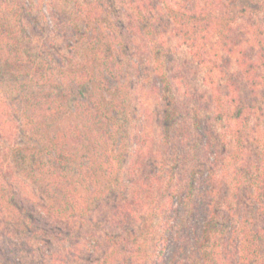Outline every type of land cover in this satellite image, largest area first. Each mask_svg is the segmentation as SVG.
<instances>
[{
    "label": "rangeland",
    "instance_id": "obj_1",
    "mask_svg": "<svg viewBox=\"0 0 264 264\" xmlns=\"http://www.w3.org/2000/svg\"><path fill=\"white\" fill-rule=\"evenodd\" d=\"M142 1L105 0L112 24L105 23L118 39L117 76L131 89L127 114L122 117L127 135L123 151L128 153V161L122 186L117 185L108 194L99 193L100 201L83 222L60 219L56 209L49 211L56 201L47 198L32 182L26 164L16 153V145L24 139L17 129L24 104L17 102L11 77L0 71V264H103L107 254L108 264H154L163 246L162 235H167L162 217L166 215L172 224L176 222L178 213H167L172 204L170 191L175 187L183 191L173 203L183 210L181 224L191 227L184 231L194 248L193 259L200 256L197 246L208 221L219 239L220 264H264L263 247L246 260H242L239 249L243 224L252 229L264 224L263 193L251 183L253 174L264 172V99H259L241 151L227 121L214 107L213 92H223L225 80L217 75L214 83L205 81L206 67L192 55L172 21L162 15L164 0H148V7L142 3V9H137ZM149 1L157 6L149 5ZM165 1L192 7L201 0ZM224 3L237 16L230 33L234 43L246 36L252 39L255 31L264 40V0H222L214 4L224 10L227 17L223 18H232ZM9 5L1 6V21L13 27L29 23L27 34L33 36L28 40L20 32L21 39L30 45L31 58L26 54V61L38 62L40 51L44 57L55 55L61 63H65V56L75 61L82 58L73 53L72 38L68 37L75 32L70 26L74 20L52 31L40 18L39 4L21 20L13 18L16 8ZM44 5L49 9L56 5L64 12L63 19L73 11V19L80 18L76 22L80 25L83 17L75 18L77 13L68 0H44ZM242 6L247 10L241 11ZM152 11L157 15L149 19ZM141 12L148 20L139 16ZM39 25L42 30H33ZM215 40L217 34L212 31L208 54L227 71L239 73L235 55L213 44ZM154 47L160 50L157 62L152 59ZM139 162L140 168L135 167ZM140 211L148 216V231L156 230L153 236L158 240L147 243L151 237L144 235L133 246L135 240L130 234L139 230L141 222L133 212ZM174 249L168 245L163 252L169 255Z\"/></svg>",
    "mask_w": 264,
    "mask_h": 264
},
{
    "label": "trees",
    "instance_id": "obj_2",
    "mask_svg": "<svg viewBox=\"0 0 264 264\" xmlns=\"http://www.w3.org/2000/svg\"><path fill=\"white\" fill-rule=\"evenodd\" d=\"M35 1L40 6V18L52 31L56 27L61 28L63 22L75 21L70 26L77 33L74 32L68 37L72 38L73 53L79 54L81 59L75 61V58L65 56V63H61L55 55L44 57L41 51L37 53L40 62L24 59L26 54H31L30 45L21 39L20 32L30 40L33 36L27 34L29 23H20L13 27L11 23L1 21V6L4 3L6 6L10 3L9 6L14 5L16 9L13 18L21 20V16L31 15L32 9L38 5ZM147 1L138 4L137 9L142 3L144 7H148ZM217 1L222 0H201L194 6L187 7L177 1L164 0L162 15L172 21L192 55L206 67L205 81L214 83L217 75L225 80L223 92H218L217 95L213 92L214 107L218 108V114L227 121L237 148L242 151L245 147V131L249 129L252 116L259 106V99H264V40L255 31L250 33L252 39L246 36L238 44L234 43L230 33L233 32V22L237 16L224 3L225 9L232 13V18H223L226 14L223 9L215 7ZM0 2V71L11 77L9 81L12 91L18 96L17 102L24 104V107L20 106V119H17V129L24 139L16 145L15 151L26 164L32 182L47 198L56 201L57 205L52 203L49 211L56 209L60 219L65 217L83 222L91 214L96 201H100L99 193L108 194L117 185L122 186L124 172L127 170L128 153L123 151L127 135L122 117L127 114L131 89L127 82L121 81L117 76L116 65L119 60L115 40L118 39L109 33L110 26L105 23H111V13L107 10L105 0H68L77 13L75 18L83 17L79 25L76 22L80 18L73 19V11L63 19L64 12L56 5L46 8L44 0ZM149 2V5L153 4L152 1ZM240 8L241 11L247 10L245 6ZM98 10L102 13H98ZM105 12L108 16L104 15ZM152 12L148 13L149 19L157 15L155 11ZM139 14L148 20L145 12ZM33 30H42V25L34 27ZM212 31L217 34V40L213 44H218L226 53L235 55L239 73L227 71L208 54L211 51L208 43ZM235 45L239 47L235 48ZM157 49L154 47L152 53V59L156 62L160 61L157 58L160 50ZM70 63L74 65L73 68ZM249 96L251 99H248ZM47 157L50 159H46ZM137 166L140 168V162L135 164ZM258 171V175L251 176V183L259 193H263L264 198V172ZM182 192L178 187L170 191L168 199H171L172 204L167 213L172 210L178 214L173 224L166 215L162 217L167 235H162L163 246L154 264H220L222 257L217 255L219 239L208 221L197 246L200 256L193 259L191 252L194 248L184 231H190L191 227L186 228L181 224L183 210L175 208L173 203L174 197ZM203 208L202 205L201 209ZM133 214L141 221L139 230L130 234L133 241L135 240L133 246L144 235L146 238L151 237L147 243L155 239L157 242L158 239L153 236L157 231H148V216L144 211ZM157 222L155 221V227L158 226ZM192 231L198 234L193 227ZM239 242L242 260H246L248 255L255 256L260 247L264 248V224L254 229L243 224ZM168 245L175 249L171 254L165 255L163 249ZM107 257L103 264H108Z\"/></svg>",
    "mask_w": 264,
    "mask_h": 264
}]
</instances>
